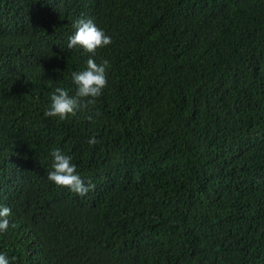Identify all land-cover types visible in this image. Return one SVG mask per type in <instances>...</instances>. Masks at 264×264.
Masks as SVG:
<instances>
[{
  "label": "trees",
  "instance_id": "trees-1",
  "mask_svg": "<svg viewBox=\"0 0 264 264\" xmlns=\"http://www.w3.org/2000/svg\"><path fill=\"white\" fill-rule=\"evenodd\" d=\"M82 16L113 40L101 115L45 117ZM54 148L95 190L48 179ZM3 206L12 264H264V0H0Z\"/></svg>",
  "mask_w": 264,
  "mask_h": 264
},
{
  "label": "clouds",
  "instance_id": "clouds-1",
  "mask_svg": "<svg viewBox=\"0 0 264 264\" xmlns=\"http://www.w3.org/2000/svg\"><path fill=\"white\" fill-rule=\"evenodd\" d=\"M75 32L69 37V49L82 48L90 57L84 70L73 71L72 82L76 86L75 95L63 87H55L50 94V106L45 110V117L58 118L60 121L75 117L80 112L87 113L86 119L94 122L101 113L95 108L103 90L108 87V69L110 61L107 59L97 63L95 56L98 49L112 44V37L98 27L91 18L81 17L74 21ZM52 87L51 83L48 85ZM90 145L101 143L94 135L88 140ZM52 170L48 172V179L59 187H66L71 192L83 197L90 190H95V184L89 180L87 183L78 174L76 164L72 163V156L65 154L61 149L54 148L50 153ZM11 208L0 207V232H6L10 226L8 217ZM14 259V258H13ZM0 264H12L6 253H0Z\"/></svg>",
  "mask_w": 264,
  "mask_h": 264
}]
</instances>
